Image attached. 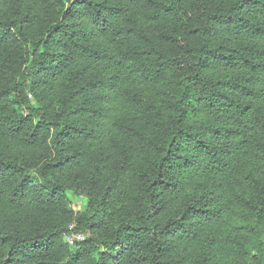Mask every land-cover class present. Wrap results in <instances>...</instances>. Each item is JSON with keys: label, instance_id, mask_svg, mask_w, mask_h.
Wrapping results in <instances>:
<instances>
[{"label": "trees", "instance_id": "obj_1", "mask_svg": "<svg viewBox=\"0 0 264 264\" xmlns=\"http://www.w3.org/2000/svg\"><path fill=\"white\" fill-rule=\"evenodd\" d=\"M0 264H264V0H0Z\"/></svg>", "mask_w": 264, "mask_h": 264}, {"label": "rangeland", "instance_id": "obj_2", "mask_svg": "<svg viewBox=\"0 0 264 264\" xmlns=\"http://www.w3.org/2000/svg\"><path fill=\"white\" fill-rule=\"evenodd\" d=\"M67 197L69 199V202L71 204V207L77 211L81 212L85 209V201L80 197L79 195L73 193V192H68ZM75 239V236H67V240L71 241ZM79 239V238H78Z\"/></svg>", "mask_w": 264, "mask_h": 264}, {"label": "built area", "instance_id": "obj_3", "mask_svg": "<svg viewBox=\"0 0 264 264\" xmlns=\"http://www.w3.org/2000/svg\"><path fill=\"white\" fill-rule=\"evenodd\" d=\"M78 238L81 239V237L79 235H75V239H78Z\"/></svg>", "mask_w": 264, "mask_h": 264}]
</instances>
